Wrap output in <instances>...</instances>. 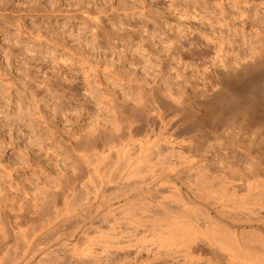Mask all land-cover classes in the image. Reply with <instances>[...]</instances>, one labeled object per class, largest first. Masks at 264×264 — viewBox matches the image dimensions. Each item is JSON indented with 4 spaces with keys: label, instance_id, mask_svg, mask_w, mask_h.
<instances>
[{
    "label": "rangeland",
    "instance_id": "374dc122",
    "mask_svg": "<svg viewBox=\"0 0 264 264\" xmlns=\"http://www.w3.org/2000/svg\"><path fill=\"white\" fill-rule=\"evenodd\" d=\"M261 1L0 0V264L22 252L20 229L45 221L63 186L85 170L77 156L79 145L121 133L128 118L136 113L143 121L152 109L194 118L202 110L196 99L209 94L213 85L219 87L214 69L264 55ZM256 67L240 78L226 79L227 87L214 103L212 125H198L185 134L192 140L190 153L208 172H224L243 184L264 178V63ZM164 193L168 195L166 189ZM74 197L75 208L57 219L56 230L43 231L45 239L37 243L48 244H34L38 250L26 264L94 261L84 254L87 243L81 229L89 222L105 228L111 217L102 222L106 207L94 200L79 204ZM92 227L88 235H93ZM247 227L251 233L244 234L242 243L238 240L232 255L197 239L192 243L199 255L196 264H264V219ZM132 233L137 239L126 234L116 244L127 245L130 239L129 245L131 240L135 244L131 247H154L138 230ZM111 240H106L112 243H106L111 246L107 253L98 251L101 243L93 245L96 251L88 245L96 255L100 252L92 264H141L145 251L139 248L141 255L134 257L135 248L121 250ZM72 246L75 251L70 252ZM40 249L45 254L39 260ZM123 251L129 255L125 261ZM162 261L161 256L149 262L169 264Z\"/></svg>",
    "mask_w": 264,
    "mask_h": 264
},
{
    "label": "bare ground",
    "instance_id": "6f19581e",
    "mask_svg": "<svg viewBox=\"0 0 264 264\" xmlns=\"http://www.w3.org/2000/svg\"><path fill=\"white\" fill-rule=\"evenodd\" d=\"M261 2L264 4V1ZM237 60L233 63L229 62L230 65L228 64L226 68L223 66V70L219 68V70L214 69L215 73L218 75L216 78H218L217 81L219 84H217L219 87L216 88L214 87L215 85H213L209 94L203 98L196 99L202 110L197 113L194 118L192 115L185 116L184 114V116H181L177 114V112L166 115L161 111L155 112L156 109H154L155 111H153V109L150 110L151 112L153 111V114L148 111L149 116L147 112L145 113V110L143 112L147 116L143 121L137 119L139 115L137 118L135 117L136 113L130 118H128L129 116L127 117L128 126L126 125L127 129L125 131L122 130L123 132L121 131V133L119 131L118 134L105 136L102 140L100 139V142H96L97 140L95 139L94 141L93 139L94 142H91L92 140H86L87 142H83L84 144H81L82 146L79 145L78 147L80 149H77L79 150V155L77 156L80 157L79 160L82 162L81 164L84 166L85 170L77 172L76 174L74 173L73 179H70L71 181L63 186L64 188L61 189L63 190L61 192L62 195L59 194V196L61 195L62 197L60 196L61 198H58L59 200H53L52 209L50 208L49 212V207L47 208V217L45 221L40 219L42 222H39L36 226L30 225L29 230L26 229L28 226L20 229L21 232H18L19 234L17 235H21V239H24V242L22 243L23 246H21L22 250L20 247L19 250L17 247L16 249L22 252H17V256L13 260L12 258L16 254L14 251L15 254L11 257L13 261L12 264H18L20 260L23 264H26L27 261L35 255L34 253L38 249L34 247V244L37 243V240H40L38 238H41V235L43 236L45 234L43 231L46 230L49 232L52 227L54 229V223L57 219L63 214H67L68 211L72 210L71 208H75L73 207L75 206L74 203H71L73 201V199L71 201V197L73 198L75 193L77 195V193H81L82 191L80 197L79 195L75 196L78 197V199H75L78 201L74 202L89 204L90 200L97 201L99 206L106 207L102 215L100 214L101 218H99L100 215L97 216L99 220L103 222V220H107V217H111L109 218L111 222L106 223L108 226L105 228H93L92 226H97V224L92 225L90 222L88 223L90 225L87 224L88 226L81 227V234L85 235V242L87 243L86 248L84 247V254L87 253L91 258H95L94 261H97V257H99L97 255H100V252L96 255V253H94L96 247L93 245L101 243L98 245V247L100 246L98 251L101 250V253L109 251L107 249L111 247L109 245L112 243L110 242V244L107 242V239L108 241L111 240V238L115 240L113 246L126 234L134 241V239L137 238H133L134 235L132 236L131 234H133L132 232L134 231L137 233V230L142 237L148 238L155 243L154 247H152L153 245H151V247L143 245V247H145L144 250L139 247L142 251H145L144 254L142 253V257L140 258L139 256V258L142 259V262H148L147 264H151L149 262L150 260L161 256L163 261L165 263L169 262V264H196L197 261L195 259L199 257V255L193 252L192 243L197 239H204L209 245L210 243L211 245H216L232 255L231 253L234 250L233 246L237 245V247H239V245L236 244L238 240L241 242L245 235L251 233V229L247 226H252L254 221L257 222L262 218L264 219V178L260 177L255 181L246 180V183L243 184L242 182H236L230 175L224 172H208L209 168L201 164L195 156L190 153L189 147L192 140L185 134L198 125H212L213 118L216 114L214 103L217 100V95H220L227 87L226 82L228 80L226 79H237L240 75L244 76L249 73V71L252 70L251 68L257 69L256 66H262L264 63V55L252 62H248V60H244L245 62L242 60V62H237ZM141 118L143 117L141 116ZM125 122H127V120ZM89 135L91 134L89 133ZM93 136L94 135H92V138ZM87 139H89V137ZM256 174L258 173L256 172ZM108 186L112 188L108 189ZM244 186L246 190L244 192H239ZM164 189H166L168 195H165ZM154 193H158V196ZM153 195L156 197L155 199ZM168 196H170L172 202H168ZM54 197H56V195ZM97 204L96 206H98ZM60 206H62V208H60ZM88 211L90 212L91 210L89 209ZM94 221L96 222V220ZM80 222L81 221H79V223ZM92 223L94 224V222ZM228 224L234 225V228L227 227ZM99 225L100 224H98V226ZM121 225L123 227L125 226V228L122 229L123 227ZM239 226L240 229L238 228ZM241 226L243 228H241ZM89 227L93 228V233L91 232L93 235L87 234V228ZM71 231L74 230L72 229ZM16 232L17 231H15V233ZM68 234L70 235V233ZM125 238L127 239L128 237L125 236L124 239ZM133 241L131 240L132 243ZM129 242L130 239L127 245L126 243L124 245V242L118 245L121 250L127 249L128 247L134 249L135 247H131L132 243L129 245ZM46 243L48 244V241H46ZM46 243L43 241L41 242V244L45 245ZM106 243L109 245L107 246ZM41 244L39 243L40 246ZM247 244L246 242L245 246ZM88 245H92L95 251H92L93 247L90 248ZM116 245L115 250H117V248L119 250L120 248ZM6 246L9 245L7 244ZM240 246H242V244ZM67 247L69 246L64 248ZM262 247V249H264V246ZM4 248L6 247L4 246ZM112 248V251H114V247ZM139 248H135L133 251L134 253H129L141 255V250ZM48 250H50V248ZM69 251H75L73 246ZM57 253L58 252L55 254ZM66 253L68 254L69 252ZM91 253L94 254L91 255ZM126 253L124 252L121 259L129 256ZM43 254H45V252L41 250L36 255V258L40 260ZM135 255L134 257L138 256ZM145 255L146 258H144L143 261ZM53 256L55 257V255ZM69 256L71 257V253ZM62 258L60 259L62 260ZM91 258L90 260H93ZM51 260L49 259L50 262ZM12 261L10 260L9 262ZM45 261L47 262L48 260ZM70 261L72 262V260ZM9 262L8 264H11ZM97 262L96 264H98ZM142 262L141 264H144ZM5 263H7V261ZM51 263H53V261ZM129 263L130 262L127 264ZM155 263L158 264V262Z\"/></svg>",
    "mask_w": 264,
    "mask_h": 264
}]
</instances>
